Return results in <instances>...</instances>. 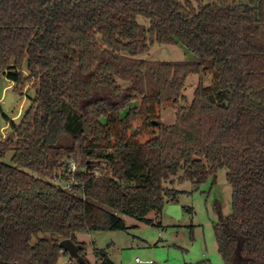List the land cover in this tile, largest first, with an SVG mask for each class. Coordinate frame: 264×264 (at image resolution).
Returning <instances> with one entry per match:
<instances>
[{"label": "trees", "instance_id": "16d2710c", "mask_svg": "<svg viewBox=\"0 0 264 264\" xmlns=\"http://www.w3.org/2000/svg\"><path fill=\"white\" fill-rule=\"evenodd\" d=\"M263 10L262 0H0V76L27 102L16 119L0 107V264H58L62 240L88 264L77 235L124 231L120 216L151 225L149 212L177 204L171 178L197 187L219 169L231 214L214 227L218 252L264 264ZM154 44L195 60L142 58ZM67 157L80 184L69 190L50 180Z\"/></svg>", "mask_w": 264, "mask_h": 264}, {"label": "rangeland", "instance_id": "374dc122", "mask_svg": "<svg viewBox=\"0 0 264 264\" xmlns=\"http://www.w3.org/2000/svg\"><path fill=\"white\" fill-rule=\"evenodd\" d=\"M142 58L150 61L195 60V56L179 44H154ZM198 80L195 75L186 79L182 95L188 104L193 99ZM8 94L12 95V101L4 110V101ZM26 106L27 102L14 91L12 83L0 76V107L3 112L9 117L16 115L15 119L17 116L20 118ZM160 119L164 126L173 125L176 121L175 109H162ZM141 125L138 122L135 127ZM4 126L5 121L0 113V128ZM2 132L5 134L6 130ZM10 156L8 154L3 161L9 163ZM165 186L178 192L180 217L173 218L166 214V210L161 213L151 211L146 216L152 222L149 225L120 216L126 226L124 231L77 235V241L85 244L88 264H103L105 260L108 261L107 264H138L135 259L140 261L139 264H225L218 252L214 227L231 214V188L226 181V170H217L214 176L208 177L197 187L190 181L178 183L175 178H171ZM71 260L69 256H62L58 264H70ZM71 264L76 263L72 260Z\"/></svg>", "mask_w": 264, "mask_h": 264}, {"label": "water", "instance_id": "95a60500", "mask_svg": "<svg viewBox=\"0 0 264 264\" xmlns=\"http://www.w3.org/2000/svg\"><path fill=\"white\" fill-rule=\"evenodd\" d=\"M11 101H12V95L8 94L5 97L4 106H3L4 110H6L9 107ZM165 210H166V214L173 217V218L178 219L180 217L181 208L177 204H168L166 206ZM59 247L64 252H66L69 255V257L75 261L76 264H85L86 263L85 259L79 255L78 247L73 242H71L70 240H62L59 243Z\"/></svg>", "mask_w": 264, "mask_h": 264}, {"label": "built area", "instance_id": "2783aa9c", "mask_svg": "<svg viewBox=\"0 0 264 264\" xmlns=\"http://www.w3.org/2000/svg\"><path fill=\"white\" fill-rule=\"evenodd\" d=\"M0 129H1L0 134L4 135L2 130H6V126L1 127ZM63 162L65 163L66 166H64L60 172L54 173L51 176L50 178L51 182L59 186L60 188L67 189V190L71 189L72 187H79L80 184L76 182L72 176H70L78 171V167H77V163L75 159L67 157V158H64ZM62 173L67 174L69 178L67 180L63 179L61 176ZM135 262L138 263L139 260L135 259Z\"/></svg>", "mask_w": 264, "mask_h": 264}, {"label": "crops", "instance_id": "0c3cea01", "mask_svg": "<svg viewBox=\"0 0 264 264\" xmlns=\"http://www.w3.org/2000/svg\"><path fill=\"white\" fill-rule=\"evenodd\" d=\"M140 263V261L138 262V264Z\"/></svg>", "mask_w": 264, "mask_h": 264}]
</instances>
